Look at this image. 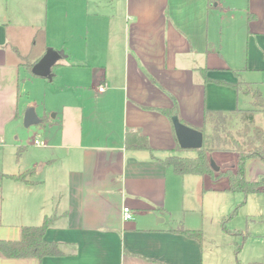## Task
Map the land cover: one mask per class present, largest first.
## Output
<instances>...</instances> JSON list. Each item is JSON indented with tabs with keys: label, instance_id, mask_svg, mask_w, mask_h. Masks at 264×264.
<instances>
[{
	"label": "crops",
	"instance_id": "crops-1",
	"mask_svg": "<svg viewBox=\"0 0 264 264\" xmlns=\"http://www.w3.org/2000/svg\"><path fill=\"white\" fill-rule=\"evenodd\" d=\"M46 1L0 0V148L24 149L15 135L29 106L42 120L36 129L40 138L31 146L43 147L40 154L28 152L22 165L18 161L7 170L12 172H2L29 171L32 183L1 181L0 240L18 241L24 227L52 216L45 241L60 243L63 254L42 260L0 254V264H235V245L243 238L232 231L243 230L230 221L229 232L222 227L231 206L214 212L213 231L202 242L175 231L202 230L196 218H207V209L200 191L215 194L210 196L219 204L222 196L236 194L235 209L243 196L226 191L225 183L180 177L162 163L179 145L173 121L162 110L176 108L178 119L199 130L206 108L228 114L245 109L239 104L243 94L217 82L235 84L240 75L259 85L264 0H244L237 7L225 0H89L87 11L70 12L69 18L82 23L67 25L64 34L59 5L47 10ZM53 16L59 27L54 38L48 34ZM41 32L44 48L33 54ZM50 46L65 55L53 68L60 77L55 87L47 82L56 76L35 77L25 66L40 61ZM31 79L43 80L50 91L41 110L23 104ZM129 130L141 131L152 151L127 148ZM263 195H251L241 207ZM125 207L133 220H124ZM256 215L259 225L243 231L248 238L239 256L250 238L264 246V212ZM262 253L245 263L264 264Z\"/></svg>",
	"mask_w": 264,
	"mask_h": 264
},
{
	"label": "trees",
	"instance_id": "trees-1",
	"mask_svg": "<svg viewBox=\"0 0 264 264\" xmlns=\"http://www.w3.org/2000/svg\"><path fill=\"white\" fill-rule=\"evenodd\" d=\"M34 64L26 61L25 66L31 71ZM238 77L239 81L235 84L222 81L217 82V84L231 85L241 94L250 97L252 108L247 110L238 109L234 111L235 113L230 114L221 110L206 108L204 111V125L199 129L204 134L202 149L193 150L196 153L194 157H184L179 153L189 150H183L178 145L173 155L162 160L165 166L171 167L179 176H201L208 178L212 182H217L224 178L227 181L226 191L243 196L242 202L222 222V227L226 232H229L227 224L231 217L247 202L248 198L254 194L264 193V177L249 180L246 176L248 161L258 159L264 162V124L263 126L256 124V115L258 113L263 116L264 121V95L257 85L245 82L240 75ZM162 113L172 119V121L174 117H178L176 108L164 109ZM241 113L243 114L241 119L243 125L241 128L234 129L232 116L240 115ZM126 146L129 149L152 151L148 138L138 130L127 131ZM217 153L234 154V164L221 168L219 172H215L211 167V160H215L214 155ZM30 175L29 171L18 175L0 173V183L5 178L32 183L29 180ZM52 223L53 217L46 216L40 225L24 227L20 240H0V254L10 259L35 258L38 260H42L45 257L62 256L63 252L60 249V243L45 241L46 231ZM175 231L199 242L204 239V234L201 230H188L180 227ZM232 234H238L243 238L240 244L235 245L236 260L238 264H242L239 254L244 240L248 238V234L243 231H232Z\"/></svg>",
	"mask_w": 264,
	"mask_h": 264
},
{
	"label": "rangeland",
	"instance_id": "rangeland-1",
	"mask_svg": "<svg viewBox=\"0 0 264 264\" xmlns=\"http://www.w3.org/2000/svg\"><path fill=\"white\" fill-rule=\"evenodd\" d=\"M88 1L89 0H47L46 4H47V10L50 7H54V3L56 2L59 7H58V11L57 15L60 17L59 20H61V25L60 27L62 34L65 33L66 31V27L67 25H71L73 23H82V21L74 20L73 18H69L70 12H75V13H79V12H85L87 11L88 7ZM223 1V0H222ZM227 5L229 6H233V7H237L239 6V4H243L244 0H225ZM68 15V18L66 17V14ZM80 13V14H81ZM54 16L53 19H50V24H49V33L50 37H53L58 33V23H54ZM49 22V21H48ZM45 29L44 35H46L47 31ZM47 34V35H48ZM43 33L41 32L40 34V40L38 37V41H37V45L38 48L33 52V54H38L39 50L44 48L43 44H44V38H43ZM36 45V46H37ZM47 47V48H51ZM54 48V47H52ZM25 52L28 53L29 50V45H25L24 49ZM35 56V55H34ZM57 69H54V75L56 76L54 78V80L52 82H47L48 85L50 87H55L57 85L58 80L60 79L58 73H57ZM259 78L262 77V79H260L259 81H256L259 85L258 87L261 88L263 90L264 93V74H262L261 76H258ZM248 78H253L252 76H249ZM247 78V79H248ZM246 80V79H245ZM43 80H34L31 79L30 84H29V94L27 95L28 98L25 96V99L23 100V104H25L26 102H31L34 105H36L40 110L42 109L43 106H45L47 104V101L49 99V92L46 90V82H40ZM25 92L27 91L26 88L24 87ZM249 102H252L251 98H247L245 96H241L240 97V101L239 104L241 105V108H245V109H249L252 108L250 107L251 105H249ZM242 117L243 114L241 113L240 115H233L232 116V120H234L232 122L234 129H238L241 128L243 125L242 122ZM263 116L261 114H257L256 115V124L258 126H263ZM38 127H42L41 124L38 125H34L31 126L29 128H26L24 126V123L22 124L21 128L19 129L18 133H16V137L19 138L20 141H22V143L19 142L20 145H22L24 147V149L18 151V149L16 150H10V149H5V148H0V173L5 172L7 170H12L11 168H15L18 164L17 162L19 161L22 165L24 162V159H27L28 156V152H30L31 154H40V152L43 151V147L40 148H33L31 146L33 139H39L40 137L37 136V131L36 129ZM14 137V139L16 138ZM181 156L184 157H194L196 155L195 151L193 150H189V151H185L184 153L180 152ZM214 158L216 160V163L218 165H223L225 163L228 162H234L235 161V155L234 154H229V153H217L216 155H214ZM7 172H12V171H7ZM251 175L253 176V178H249V179H256V178H263L264 177V162H262L261 160L255 159L251 162H249L247 164V176ZM182 177V176H180ZM183 179V178H182ZM182 181V180H180ZM181 183V188H180V194L178 197V204H179V210H180V220L181 223H183L184 218H185V213H183L182 210V202H183V197L185 195V190H184V183ZM218 183H225L227 185V181L226 179H222V180H218ZM210 195H215V194H211V193H206L203 194L200 191V197H201V203L203 205V207H205L207 209V218L205 219H201L199 216H197V221L196 224L203 226L200 229L203 230V234L205 236V233H209L211 231H213V227L212 225L215 223L214 220V212H216V210H219L220 206H231L232 210L235 209L237 203H234V195L236 194H228V196H222L223 198H221V203L219 204L218 202H214L212 196ZM264 197L263 196H255L254 198H252V202L249 205H245L244 207H241L237 213L231 217L230 222H229V226H235L239 229H242L244 232H250L251 233V229L254 226H258L259 224L254 223L253 221H255L256 219L253 218V215L257 216L256 214L259 212H264V200L262 199ZM186 198V197H185ZM230 209V214H232V210ZM252 216V217H251ZM250 227V228H249ZM204 228V229H203ZM201 230V231H202ZM260 232H264V230L260 231ZM228 239V238H227ZM233 239L232 237H229V240ZM254 241V242H251ZM256 241H260V240H254V238H250L247 240V244L245 245V248L243 250V252L241 253V256H239V259L241 261L242 264H247L245 263V260L247 258H249L251 255H258V254H263V250H264V246L262 245H258L259 242ZM221 252H217L216 254L219 258H222L221 254H224V250H226V246L221 247L219 249ZM223 251V252H222ZM260 252V253H259ZM235 258V256H234ZM235 264H238L237 261H235ZM262 264V263H261Z\"/></svg>",
	"mask_w": 264,
	"mask_h": 264
},
{
	"label": "water",
	"instance_id": "water-1",
	"mask_svg": "<svg viewBox=\"0 0 264 264\" xmlns=\"http://www.w3.org/2000/svg\"><path fill=\"white\" fill-rule=\"evenodd\" d=\"M64 53L58 52L55 48H48L45 55L32 68V74L52 81L54 78L53 68L64 57ZM42 122L36 108L29 106L24 116V126L29 128ZM173 125L179 146L183 150H200L204 145V134L188 125L183 124L178 117L173 118ZM211 167L215 172H219L221 167L215 160H211Z\"/></svg>",
	"mask_w": 264,
	"mask_h": 264
},
{
	"label": "built area",
	"instance_id": "built-area-1",
	"mask_svg": "<svg viewBox=\"0 0 264 264\" xmlns=\"http://www.w3.org/2000/svg\"><path fill=\"white\" fill-rule=\"evenodd\" d=\"M99 91H100V92H103V91H104V88H100ZM35 144H36V145H39V146H45V143L42 142V141H39V140H36V141H35ZM133 219H134V216H133V214H132L130 208L125 207V208H124V220H125V221H131V220H133Z\"/></svg>",
	"mask_w": 264,
	"mask_h": 264
}]
</instances>
